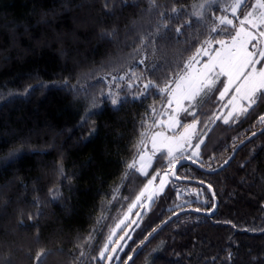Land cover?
Masks as SVG:
<instances>
[{
	"label": "trees",
	"instance_id": "16d2710c",
	"mask_svg": "<svg viewBox=\"0 0 264 264\" xmlns=\"http://www.w3.org/2000/svg\"><path fill=\"white\" fill-rule=\"evenodd\" d=\"M251 1L230 26L232 0H0V264H106L99 250L148 180L183 158L198 165L178 170L191 182L173 180L149 211H133L129 226L145 214L125 251L173 210H213L202 184L218 210L177 216L134 264H264V132L220 172L203 170L264 127V90L225 124L219 77L186 103L175 133L177 148L201 143L199 156L163 152L146 175L132 166L167 119L168 87L199 48L235 36Z\"/></svg>",
	"mask_w": 264,
	"mask_h": 264
},
{
	"label": "rangeland",
	"instance_id": "374dc122",
	"mask_svg": "<svg viewBox=\"0 0 264 264\" xmlns=\"http://www.w3.org/2000/svg\"><path fill=\"white\" fill-rule=\"evenodd\" d=\"M247 1L232 0L228 8L229 16L225 18L224 23L230 26L233 25L234 20ZM204 6L202 5V7ZM200 12H202V9ZM214 44L218 45V48L213 49ZM263 59L264 0H254L251 1V8L246 16L239 20L235 36L215 43L211 41L209 45L199 48L190 58L186 72L168 87L170 99L168 102L169 110L166 112L167 119L159 121L158 127L153 132L154 135H162L164 148H159L157 142L153 140V134L150 135L148 141L143 143L140 155L134 158L135 161H133L132 166L141 174L146 175L152 168L157 156L163 152L168 153L170 159L176 155L177 157L187 156L189 158L199 156L201 143L192 149V138L181 141L182 147H176V142L180 141V135L175 133L181 125L180 114L186 109V103L194 101L203 92L204 88L214 84L219 77L225 78V85L220 98L226 104L230 102V108L235 106L234 101H241L243 96L253 91H255V98L257 99V95L264 90V61L261 67L258 68V64ZM209 81H211V84H209ZM257 89L258 91H256ZM226 107L222 110L224 116L218 115L223 120L227 115ZM170 113L172 115H169ZM175 147L177 150L171 156ZM178 162L174 159V161L169 162L165 172L148 180L139 197L132 203L126 214L128 219L125 223L129 221L133 211L140 208L139 206L133 207V205L137 204L138 201L140 203L147 201L150 192L158 191V188H154V185L162 186L164 191L166 190L173 181L171 172ZM166 173L167 175H165ZM146 211H149V209ZM118 233L119 231L113 239L117 237Z\"/></svg>",
	"mask_w": 264,
	"mask_h": 264
},
{
	"label": "snow or ice",
	"instance_id": "6c2138e0",
	"mask_svg": "<svg viewBox=\"0 0 264 264\" xmlns=\"http://www.w3.org/2000/svg\"><path fill=\"white\" fill-rule=\"evenodd\" d=\"M183 26L177 29V32H180L182 30ZM209 84H211V81H209ZM145 88L150 87L149 84L144 85ZM258 91V89L256 90ZM223 95V94H222ZM257 99L255 98V91L248 93L247 95L242 97V100L239 102H235V106L231 107L227 115L224 117L223 122L225 124H228L229 121H232L233 123H238L239 118L241 116H246L248 112L251 110V108L257 103ZM113 103H115V100H113ZM195 115V113H192ZM169 115H172L170 113ZM220 115H224V112L220 113ZM235 117V119H233ZM219 116H217V120L219 121ZM258 121L260 124H264V114L259 115ZM253 136L256 135L255 132L252 133ZM202 146V145H201ZM230 159V158H229ZM224 165H227L229 163V160H224ZM178 165V164H177ZM176 165V167H177ZM211 170V169H210ZM167 175V173L165 174ZM173 175L175 176L176 173L173 172ZM178 178V177H177ZM170 179V177H168ZM203 183V182H201ZM154 188H158V191H153L148 194L147 201L140 203L139 201L137 204L133 205V207L139 206L141 209H144L145 211L150 209L151 204L154 203L155 197L162 194L164 191V187L154 185ZM208 190L211 191V185H208ZM214 195V193H213ZM205 204H207V201H204ZM196 212H200V208L194 209ZM145 214L144 211L136 213L137 217H142ZM173 215H178L173 210ZM128 219V217H125L124 219H121L119 223L115 226L114 230L112 231L111 235L108 237V242H106L103 247L99 250V255L97 257L98 262L107 260L109 261V264H113V262L118 261V264H134V256L137 253V249L135 248H126V242L131 239V231H125L128 229L129 225L125 223V221ZM169 220H171V217H169ZM130 223L137 224V221H131ZM168 223V221H164L163 224ZM163 224L158 225L157 228H153L151 232H148L147 235L144 237L143 240L140 241V247H143L149 239L152 237L153 233L158 231L161 227H163ZM117 231L122 233L119 235V241L120 243H117V240L113 239V237L116 236ZM120 253H123V256L120 255ZM129 253H132L129 255ZM83 256V253H81Z\"/></svg>",
	"mask_w": 264,
	"mask_h": 264
},
{
	"label": "water",
	"instance_id": "95a60500",
	"mask_svg": "<svg viewBox=\"0 0 264 264\" xmlns=\"http://www.w3.org/2000/svg\"><path fill=\"white\" fill-rule=\"evenodd\" d=\"M264 132V127L260 130V131H258V132H256V135L255 136H250L248 139H246L245 141H243L235 150H234V152H233V154H232V156H231V158L229 159V163L235 158V156H236V154L238 153V151L242 148V147H244L247 143H249L250 141H252L254 138H256L257 136H259L260 134H262ZM154 136V138H153V140L154 141H156L157 142V145H158V147L159 148H164V142H163V140H164V138L162 137V135H153ZM176 150H177V148L175 147V148H173V151H172V153H171V156H173L174 155V153L176 152ZM228 163V164H229ZM178 164V165H177ZM176 165H177V167H176V165H175V167L173 168V170H172V172H171V178H172V180H174V181H177V182H191V181H189V180H184V179H181L180 177H178V170H179V168L181 167V166H183V165H193V166H198L196 163H194V162H192V161H189V160H187V159H185V158H183V159H181V160H179V162L177 163ZM227 164V165H228ZM227 165H222L221 167H219V168H217V169H215V170H212V171H209V170H205V169H203L204 170V172H208V173H212V174H215V173H218V172H220L221 170H223ZM173 172L174 173H176V175L174 176L173 175ZM178 177V178H177ZM193 182V181H192ZM200 184H202V183H200ZM203 186H205V187H207L208 188V185H206V184H202ZM211 194H212V197L214 198V200H215V206H214V208H213V210H211L210 212H196V211H194V210H184V211H180V212H178V215H173L172 217H171V220H167L168 221V223H166V224H163V227H161L158 231H156L155 233H153V235H152V237L149 239V241L143 246V247H140L138 250H137V253H136V255L134 256V259L139 255V253L143 250V248L145 247V246H147L148 244H149V242L165 227V226H167L172 220H174L177 216H179V215H181V214H184V213H198V214H203V215H205V216H208V217H212V216H214L215 215V213L217 212V210H218V206H219V203H218V200L216 199V196H215V193H214V190L212 189V187H211ZM213 193H214V195H213ZM141 212V211H140ZM139 218L140 217H137L136 216V218L133 220V221H137L138 222V220H139ZM136 224H133V223H131L130 224V226L128 227V229H126V231H132V229L134 228V226H135ZM117 243H120V241L118 240L117 241ZM106 264H109V261H107L106 262Z\"/></svg>",
	"mask_w": 264,
	"mask_h": 264
}]
</instances>
